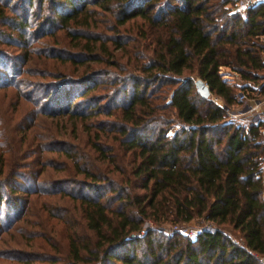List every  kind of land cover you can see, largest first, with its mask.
<instances>
[{
  "label": "trees",
  "instance_id": "trees-1",
  "mask_svg": "<svg viewBox=\"0 0 264 264\" xmlns=\"http://www.w3.org/2000/svg\"><path fill=\"white\" fill-rule=\"evenodd\" d=\"M11 3L0 0V46H14L19 31L30 36L27 19L34 17L42 18L43 28L50 25L66 38L84 40L85 56L98 42L102 59L119 50L123 61H110L114 72L79 79L58 73L60 80L45 88L43 103L35 101L26 113L32 115L29 126L38 114L71 120L81 137L75 146L53 140L54 135L43 138V152L66 161V175L58 181L39 179L52 169L50 161L41 159L30 161L28 173L0 176V192L49 197L38 208L43 214L39 234H29V240L44 241L46 250L7 257L20 264H261L264 201L256 175L264 160V123H242L230 112L240 104L239 92L264 96V5L242 13L234 0H19L21 9ZM92 13L106 16L111 35H74L75 27L94 30ZM29 41L22 46L25 51ZM131 43L140 50L128 53ZM9 53L3 58L15 68ZM60 54L51 59L81 65L79 55ZM220 68L244 83L228 85ZM197 78L223 107L197 93ZM4 79L0 72L1 86ZM12 150L18 151L4 145L5 153ZM116 151L126 159H118ZM15 197H5L4 205L13 209L28 201ZM195 218L214 232L203 227L190 238L160 228ZM223 226L240 241L225 234ZM54 235L63 237V255Z\"/></svg>",
  "mask_w": 264,
  "mask_h": 264
},
{
  "label": "rangeland",
  "instance_id": "rangeland-1",
  "mask_svg": "<svg viewBox=\"0 0 264 264\" xmlns=\"http://www.w3.org/2000/svg\"><path fill=\"white\" fill-rule=\"evenodd\" d=\"M12 3L18 7L19 0H12ZM19 7L21 9L23 5L21 4ZM20 9L18 8L19 12ZM32 9L35 10V6H33ZM90 16L91 19L96 17V26L94 27V30L92 32H86L83 30V28L75 27V30L73 31L74 35H82V37H89V35L92 37H108L111 35L112 30L109 28L110 23L106 16L104 17V15L100 13H92ZM27 20L28 27H30V36L28 33L23 34L22 30L19 31L20 33H17V35H14V46H0V58L2 60L0 72L3 73L5 78L4 84L6 83L3 86H1L0 83V136L2 138L6 137L4 138L6 141L9 140L8 143H4L3 139L0 138V166H2L0 168V176L5 175L7 178H10L13 174L20 175L28 173L25 167H28L30 161L32 159H41L42 161H50L52 169L46 168V171L39 176V179H53V181H58L66 175V171L62 170L66 168V161L58 154L43 152L42 145L45 143H43V138H48L47 140H51L53 138V140L58 141L68 140L66 142L70 143L72 146H75L78 144L76 137L77 135L81 137V134L79 132L77 133V131L75 133L72 130L71 120L66 118L56 119L38 114L34 122H32L33 125L29 126V121H32V115H28L26 113L34 107V103H43L44 100H42V97L48 92L45 88H48L49 84L56 83L60 80L58 73H66L70 78L79 79L82 76H88L90 74H104L110 71L114 72V68L112 66L109 67L110 61H116L115 63H117L123 60L119 59V55L122 56L121 51L119 50H114L112 52L109 51L112 54V57L102 59L100 57V50L98 49V42L95 44V50L93 52L95 54L90 53L89 55L88 53L89 56H85L81 54V52L87 51V48L83 46L84 40L77 41L70 39V37L66 38L63 35L62 30H57L55 27L50 25H45L43 28L42 18L37 20L34 17H28ZM135 24L138 25L137 22H135ZM128 26L129 28L134 27L133 24H129ZM44 31L51 34L43 36L42 33ZM123 33L125 32L123 31ZM135 34V31L131 33V35L134 37L136 36ZM26 41H29L30 43L28 46H26L27 48L25 51L22 46ZM89 44L91 46V42ZM127 46V52L130 54H133L134 52L136 53L140 50L139 46L134 43L128 44ZM107 47L109 50H111L109 46ZM5 52H10L9 54L17 63L15 68H12L10 65L11 62H9L8 58H3ZM63 52L79 55L82 60L80 61L81 65L78 63L70 64L67 62V60L64 62H59L51 59L52 56L50 55L53 53H61L62 55L60 54V57L65 58L66 54H63ZM44 54L45 58L43 57ZM26 57L29 59L25 61ZM99 57L102 59L101 61H99ZM130 58L132 59V57ZM139 60H141L140 57ZM5 64L6 67L2 69L1 67ZM221 69L222 72H220V77L222 80L226 81L228 85H242L244 83V81H242L238 75L233 74L229 71V69ZM131 73H133V75L140 76L138 71H131ZM250 87L256 90L260 89L259 85L250 84ZM97 92L98 90H95L88 95L95 94ZM243 93L246 95V98L249 100V102H252L258 98H262L258 92L250 94H246V92ZM167 95L169 96V94ZM209 99L214 104H216V101L218 103L221 102L219 98L212 95H210ZM243 105L240 102L239 105L233 106L232 112L230 113H237L241 109H244L248 103ZM252 113L254 112L249 111L237 116L233 114L235 116L233 119L249 124L250 120L252 119ZM173 126L174 128L179 126L175 119ZM13 127H15L14 130ZM172 131L173 129L168 131V134H170ZM4 145L17 148L18 151L15 153L12 150L11 153H5V151H3ZM114 149H116V146H114ZM116 154L118 155V159H126L117 151ZM101 168L103 167L101 166ZM20 183L22 182L20 181ZM22 185L23 187L27 186L26 183H22ZM0 193L2 198V203L0 204V264H20L11 261L10 258L7 257L11 252L14 253L17 251H22L24 253H43L40 250H46V244L44 241H42L39 237L29 240V234L31 237L32 233H36L35 235L39 234L40 229L37 223H42L43 214L42 212H38V208L41 203L48 201L49 197L30 194L25 198L24 195L20 193L17 194V192L12 195L5 188H3ZM16 195L17 197L22 196V199H27L28 201H19L20 206L16 205L13 207V209L12 207L7 208L4 205L5 197L8 199H13L16 198ZM62 203V200L57 201L55 205L61 206ZM16 216L17 218L15 220L9 221V219H13V217L15 218ZM8 217L10 218L8 219ZM146 224L145 226H147ZM204 225H206L204 221L195 218L188 223H182L179 225L163 223L160 228L164 234H169L171 231L178 230L182 235H189L190 237H193L199 231H201L203 227H205ZM221 230L230 236L234 241H240L236 233L230 228L223 226L221 227ZM52 240L57 246L58 252H61L60 254L63 255L65 246L63 237L54 235V239ZM47 252H49L48 249ZM262 257L264 258V256ZM32 264L45 263L35 262Z\"/></svg>",
  "mask_w": 264,
  "mask_h": 264
},
{
  "label": "built area",
  "instance_id": "built-area-1",
  "mask_svg": "<svg viewBox=\"0 0 264 264\" xmlns=\"http://www.w3.org/2000/svg\"><path fill=\"white\" fill-rule=\"evenodd\" d=\"M234 2H235V6L237 7V9L242 13H244L245 10L250 6H254V5H258V4L264 5V0H234ZM219 72H221V68H220ZM237 97H238V100L242 103V105L248 103V105L246 106L248 108L246 111H243V109H241L240 111H238L234 115L235 116L239 115V114L241 115V114H244V113L251 111V112H254V113H252L254 117L257 116L256 119H254L253 123L256 124L257 122H259L260 121L259 115L264 116V109L259 110V106H258L259 102H256V100H254L252 102L250 101L251 102L250 103L249 100L246 98V95L243 92H239L237 94ZM234 115L232 113H230V116H232L233 118L235 117ZM262 123H264V122H262ZM260 135L264 138V127H260ZM256 179L258 180L260 187H261V199L264 201V160L261 162V166H260L259 171L256 175ZM204 228L210 233H213L215 230L213 226L208 225V224H206ZM258 258H259V261L261 262V264H264V258L263 257H258Z\"/></svg>",
  "mask_w": 264,
  "mask_h": 264
},
{
  "label": "water",
  "instance_id": "water-1",
  "mask_svg": "<svg viewBox=\"0 0 264 264\" xmlns=\"http://www.w3.org/2000/svg\"><path fill=\"white\" fill-rule=\"evenodd\" d=\"M194 84H195V87H196V91L197 93L202 97V98H209L210 97V92H209V89L206 85V83L204 81H202L201 79L197 78L195 81H194ZM216 101V100H215ZM216 104L220 107H223V105L220 103H218L216 101ZM248 107H245L243 109V111H246ZM232 114H235V113H232Z\"/></svg>",
  "mask_w": 264,
  "mask_h": 264
},
{
  "label": "crops",
  "instance_id": "crops-1",
  "mask_svg": "<svg viewBox=\"0 0 264 264\" xmlns=\"http://www.w3.org/2000/svg\"><path fill=\"white\" fill-rule=\"evenodd\" d=\"M222 70V69H221ZM222 72V71H221ZM234 74V73H233ZM256 102H259L258 106H259V110H263L264 109V96L261 99H256ZM237 116V115H236ZM257 117V116H256ZM256 117H254L252 115V119L250 120V123L254 121V119H256ZM259 120L260 122H264V116L259 115ZM238 121V120H237ZM242 123H246V122H242Z\"/></svg>",
  "mask_w": 264,
  "mask_h": 264
}]
</instances>
